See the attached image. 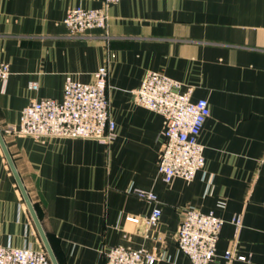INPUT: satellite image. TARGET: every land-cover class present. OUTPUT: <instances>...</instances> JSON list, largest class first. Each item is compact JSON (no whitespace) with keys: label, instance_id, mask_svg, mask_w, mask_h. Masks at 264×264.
Segmentation results:
<instances>
[{"label":"crops","instance_id":"1","mask_svg":"<svg viewBox=\"0 0 264 264\" xmlns=\"http://www.w3.org/2000/svg\"><path fill=\"white\" fill-rule=\"evenodd\" d=\"M78 7L105 1L0 0V62L11 72L0 81V131L58 263L104 264L123 247L156 254V264H191L177 231L193 206L225 222L210 264H227L228 250L251 259L231 264H264V0H122L107 6L106 30L71 36L64 20ZM101 67L116 125L110 145L7 133L30 102L62 101L68 78L91 84ZM148 72L209 103L205 166L191 182L158 173L166 120L134 97ZM0 246L46 252L1 145Z\"/></svg>","mask_w":264,"mask_h":264},{"label":"built area","instance_id":"2","mask_svg":"<svg viewBox=\"0 0 264 264\" xmlns=\"http://www.w3.org/2000/svg\"><path fill=\"white\" fill-rule=\"evenodd\" d=\"M102 9H72L64 20L71 36H82L94 29L106 30L109 16L107 6L122 0H104ZM10 66L0 62V81L9 78ZM109 71L101 67L94 74V82L83 84L67 79L62 101L44 99L32 101L24 108L20 124L10 126L8 134L43 138L89 139L110 145L115 139V122L110 116L108 98ZM182 85L157 72H148L142 85L134 92L137 105L165 117L163 148L159 155L158 173L164 182L175 178L193 181L205 166L204 146L199 143L202 127L210 116L209 103L205 99L193 102V89L181 91ZM31 88H36L35 84ZM134 193L141 199L157 202V195L140 190ZM162 215L155 208L146 222L155 225ZM241 228V218L234 220ZM224 220L213 213L203 214L193 206L181 210V222L177 231L179 250L191 264H210L217 256ZM227 264L234 261L250 262L251 259L232 250L224 254ZM156 254L144 250L113 247L105 254L104 264H156ZM0 264H53L47 252L32 248L0 246Z\"/></svg>","mask_w":264,"mask_h":264},{"label":"water","instance_id":"3","mask_svg":"<svg viewBox=\"0 0 264 264\" xmlns=\"http://www.w3.org/2000/svg\"><path fill=\"white\" fill-rule=\"evenodd\" d=\"M0 145H1L2 149H3V151H4V154H5L6 158H7V160H8V163H9L11 169H12V172H13V174H14L17 182H18V185H19V187H20V189L22 191V194H23V196L25 198V201H26V203H27V205L29 207V210H30V212L32 214L34 222H35V224H36V226L38 228V231L40 233V236H41V238L43 240L46 252L49 255V257H50V259H51L53 264H59L57 259H56L55 253H54V251H53V249L51 247L49 239H48V237H47V235H46V233H45V231H44V229L42 227V224H41V222H40V220L38 218V215H37V213L35 211V208H34L32 202H31V200H30V198H29V196H28V194H27V192H26V190H25V188H24V186H23V184H22V182L20 180V177H19L17 171H16V168H15L14 163H13V161L11 159V156H10V154L8 152V149L6 147V143H5V140H4V137H3L1 131H0Z\"/></svg>","mask_w":264,"mask_h":264}]
</instances>
